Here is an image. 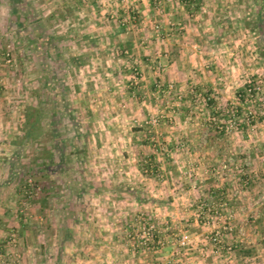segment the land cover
Here are the masks:
<instances>
[{
    "label": "rangeland",
    "instance_id": "1",
    "mask_svg": "<svg viewBox=\"0 0 264 264\" xmlns=\"http://www.w3.org/2000/svg\"><path fill=\"white\" fill-rule=\"evenodd\" d=\"M11 1L0 264H264V0L221 32L169 0H20V27Z\"/></svg>",
    "mask_w": 264,
    "mask_h": 264
},
{
    "label": "crops",
    "instance_id": "2",
    "mask_svg": "<svg viewBox=\"0 0 264 264\" xmlns=\"http://www.w3.org/2000/svg\"><path fill=\"white\" fill-rule=\"evenodd\" d=\"M20 0H12L11 6L13 10V14H8L9 16V22L11 24H18L20 27L23 25V22L26 21L24 16H20L21 14L25 13V15L29 14V11L25 12V10L21 9L20 7H17L15 4L19 2ZM131 10L133 8H137V11L141 13V15H147L145 17H148L150 15L149 13L145 11H140L138 8L140 6V0H131ZM171 4V9L173 10L172 19L175 20L176 24H179V19H182L183 16H188L194 11V8L197 7L198 10H202V18L204 20L203 24V30L207 31H213L216 29L217 32H221L224 30V28L231 26L233 29H235L236 26V17H237V10H238V2L240 0H169ZM189 2V5L187 6L186 3ZM133 3V4H132ZM186 4V7L184 8V5ZM129 9V8H128ZM185 9V10H184ZM171 10V11H172ZM127 10H123V14ZM9 13V11H7ZM122 14V12H121ZM122 14V15H123ZM190 16H193L192 14ZM28 17V16H26ZM140 17V16H139ZM189 17V16H188ZM148 24H144L143 27H139L140 31H144ZM228 25V26H226ZM195 25H193L194 27ZM108 31H114V27H107ZM121 27H119L116 31H120ZM128 29V28H127ZM230 29V28H228ZM6 93V92H4ZM7 146H11V140H6L3 143V147L6 150ZM3 149V148H0ZM2 162V161H1ZM10 200V199H9Z\"/></svg>",
    "mask_w": 264,
    "mask_h": 264
}]
</instances>
